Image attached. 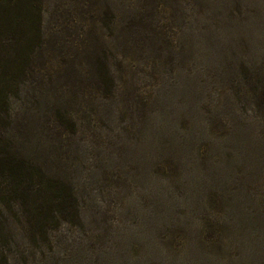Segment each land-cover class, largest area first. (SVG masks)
<instances>
[{
    "label": "rangeland",
    "instance_id": "1",
    "mask_svg": "<svg viewBox=\"0 0 264 264\" xmlns=\"http://www.w3.org/2000/svg\"><path fill=\"white\" fill-rule=\"evenodd\" d=\"M40 1L0 156L77 212L34 235L1 177L0 264H264V0Z\"/></svg>",
    "mask_w": 264,
    "mask_h": 264
},
{
    "label": "trees",
    "instance_id": "2",
    "mask_svg": "<svg viewBox=\"0 0 264 264\" xmlns=\"http://www.w3.org/2000/svg\"><path fill=\"white\" fill-rule=\"evenodd\" d=\"M42 15L40 0H0V115L9 117L8 88L12 90L15 87L19 92L22 83L38 78L36 61L44 57L43 48L39 47L45 44ZM68 117L74 128L76 122L69 114ZM3 147L8 148L6 145ZM32 163L23 157L18 159L11 153H4L0 156V178L6 177L14 185L13 190L24 195L22 203L30 204L26 217L29 218V229L36 235L40 230L44 232L45 228L41 214L42 217L49 215L48 221L59 218L67 221L77 212V204L70 184L49 176L34 163L36 176L30 177L31 183L25 186L28 166ZM33 182H37V186ZM31 197L34 198L25 202Z\"/></svg>",
    "mask_w": 264,
    "mask_h": 264
}]
</instances>
